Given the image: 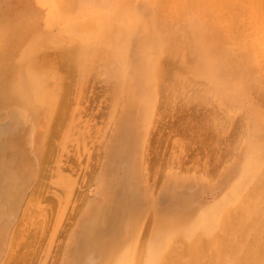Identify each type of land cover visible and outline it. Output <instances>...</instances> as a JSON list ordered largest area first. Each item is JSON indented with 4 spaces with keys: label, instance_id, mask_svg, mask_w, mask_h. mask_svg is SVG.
I'll list each match as a JSON object with an SVG mask.
<instances>
[{
    "label": "bare ground",
    "instance_id": "1",
    "mask_svg": "<svg viewBox=\"0 0 264 264\" xmlns=\"http://www.w3.org/2000/svg\"><path fill=\"white\" fill-rule=\"evenodd\" d=\"M157 2L162 0H138L134 7L113 5L101 9L97 0H51L53 7L62 14L61 21L64 24L61 30L70 35L65 44L59 45L58 53L55 56L51 54L53 57H47L48 54L46 57L41 56L42 47L52 37L39 29L36 11L28 10L12 18L0 12V97H3L0 101L4 103L6 117L15 120L19 127L27 130L22 139L13 141V157L8 166L6 156H0V179L3 181L0 185V229H8L7 225L12 228L9 246L1 253L0 264H60L61 260L63 264H180L181 259L172 260L169 257L179 236L187 240L191 251L189 262L184 264H205L200 263L201 239H206L209 248L215 250V256L208 264H264V256L246 257L243 254V243L239 236L248 234V231L243 225L235 224L232 215L230 216L233 205L238 203L248 184L253 181L255 169L263 164L264 155L250 173L246 172L242 183L235 187H222L225 191L222 192L223 197L219 200L216 198L211 209V216L217 215L216 218L204 217L195 225H186L185 221L173 219L170 224L171 231L165 237V209L160 206L165 198V190L161 196L154 197L153 188L157 186V179L152 178L157 177L161 171L157 170L160 164L159 147H162L165 136V87L169 86L165 82V74L168 73L164 68L165 57L169 59V51H175V46L179 44L168 43L162 23H159L164 20L158 18L161 20L158 22L155 18L153 4ZM192 2L206 12L205 15L201 12L194 13L189 20V43L196 52L193 53L194 56L198 57L196 62L193 61L194 65L190 62L193 66L189 67V72L204 80L206 89L214 92L215 78L223 75L228 77L235 72L228 67L226 70L223 68L219 52L221 48L225 49L221 43L226 46L223 43L228 33L226 28L233 20L227 21L229 24L224 26L225 29L219 24H214L212 28L206 27L207 20L215 18L219 10L214 6L219 7L224 1L216 0L213 5L204 0ZM254 2L257 3V9L254 5L250 8L259 12L264 7V0ZM1 4L0 0V9ZM223 7L220 8L224 10ZM230 7L228 6L231 11ZM251 9H245V15L256 12ZM261 14L262 17L263 13ZM255 17L253 20L258 17L260 19V15ZM49 20L52 24L56 22L54 18ZM253 20L254 25L250 21V26L257 27L259 20ZM114 27L116 34L112 35ZM252 27H249L252 31L261 28L254 30ZM262 30L258 32L263 33ZM180 31L177 30L179 33ZM178 40L181 41V38ZM243 40L238 42L242 43ZM258 40H261L260 37L256 39L257 45ZM252 44L250 47L255 45L254 42ZM83 47L87 52L91 48H94V52L104 49L108 53V59L118 63L119 68L113 69H117V76L112 80L114 84L108 92L111 99V122L117 124L112 136L106 135L98 122L93 124L88 119H97L103 114L95 112L97 106L94 103L97 98L86 94L89 88L85 85L86 82L83 86L84 95H80L79 103L89 104L82 106L77 112L71 109V83L68 80L70 76L77 74L74 68L82 62L79 61V54L84 51ZM180 50L182 49L175 52ZM166 52L168 56L165 55ZM224 52L230 54V51ZM174 56L169 57L174 59ZM83 57L86 58H81ZM254 57L257 59V56ZM229 58L224 60L232 59ZM82 64L80 65L83 66ZM113 70L110 76L115 75ZM80 73L81 81H86L90 76L92 83L99 80L91 66L86 65ZM169 75L166 74L168 79L171 78L168 82L172 83L175 78ZM75 76L71 78L76 80ZM245 77H240L238 82H245ZM191 78L188 76L187 81ZM79 79L75 81L77 86L80 85ZM77 86L74 90H77ZM253 86H257V83ZM259 90L260 88L256 91L260 92ZM22 94H26L29 104L25 103ZM76 94L78 95L77 92ZM181 113L177 124L180 131L187 128L183 125L184 110ZM261 114L264 116L263 112ZM255 136L256 134L253 138ZM60 138L63 145L57 143ZM249 141L251 139L245 145L251 146ZM30 151L34 152L33 158ZM83 163L86 164L82 165ZM64 171H69L70 174H65ZM231 171L232 169L224 174L221 182L229 179L228 174ZM53 176L57 177L58 184L62 187L61 194L55 193L58 198L45 195L49 187L44 180ZM178 182H181V178ZM91 183H96L99 190V196L95 199H90L86 192ZM47 201L51 206L41 205ZM56 206L60 207L58 213ZM152 213L155 215L154 232L144 254L137 249L136 243L143 219ZM39 215L43 216L42 219L35 222L34 218L37 219ZM27 223L36 224L37 229L30 233L29 241L25 245L29 247V251L14 253L15 246L19 245L18 241L29 229ZM260 242L264 249V240ZM64 251L68 254L66 258L63 257Z\"/></svg>",
    "mask_w": 264,
    "mask_h": 264
},
{
    "label": "rangeland",
    "instance_id": "2",
    "mask_svg": "<svg viewBox=\"0 0 264 264\" xmlns=\"http://www.w3.org/2000/svg\"><path fill=\"white\" fill-rule=\"evenodd\" d=\"M104 1L97 0V4L99 3L98 6L101 9H107V7L113 5H118L121 7H134L138 0ZM165 1L162 0L163 3L159 2L161 8L159 7L158 2L156 4H153V8L155 9V18L156 20H158V22L164 20L159 23H162L163 32L167 37L168 43L170 45L173 42L174 44H179L178 46H175L176 48H174V50L177 52V49H182L178 51V53H176L170 48L171 50L169 51V56L175 55L174 57L176 58L173 57L174 59H172V57L170 58L167 52L165 54L169 58L167 59V57H165L166 64L164 68L166 69L165 71L168 72L165 73L167 75L170 74L169 76L175 79L172 83H169L171 78L168 79L169 77L167 78L165 74V82L168 83L165 84L169 85V89L166 88L167 86L165 85V136L162 142V147H159L160 161L158 163L160 164L158 165L159 167L157 166V170L161 171L159 175L157 174V177L155 176L152 178L157 179V186L153 188L155 191V193L153 194L154 197L161 196L163 194V190H165V198L163 201H161L162 203L160 206L164 207L165 209L164 216L166 219V237L171 231L170 224L173 219L185 221V223H187L186 225H195L204 217L216 218L217 215H212L214 217L211 216V209L213 207L212 204L216 201V198L217 200L222 199V192H225L224 188L222 187H229V185L235 187L237 184L242 183L241 181L244 180L243 177L245 176L246 172L248 171L250 173L251 170L256 166V163L259 161V158L264 155V116L261 114V112L264 113V7L261 8L260 11L258 10L259 12H257V3L255 4L254 0H246L245 2L244 0H222L224 1L223 4L219 5V7L218 5L214 6L219 8V10H217L218 12L216 13L217 15L215 18L207 20L205 25L206 27L212 28L214 24H219L225 29L229 22L233 20L231 22L232 24L230 23L231 25L229 24L230 26L228 25V27L226 28L228 33L230 31L232 33L230 32L231 34H228L226 32L227 39L225 37L224 39L226 42H223L226 43L224 44L226 46L224 47L221 43L222 47L225 49L222 50L221 48L219 52L221 56V62L224 65L223 68H225L226 70V68L228 67L230 69H233L235 72L233 73V75L228 77L226 75H223L222 77L215 78V90L214 92H211L206 89L207 85L204 80L195 77L191 72H189L191 71L189 67H192L197 61L196 59L198 58L196 55L194 56L196 52L189 43V41L191 40L189 20L192 14L201 12L203 15H205L206 11H201L199 9V6H197L195 2H192V0ZM204 1L206 3L209 2V5H213L212 3L216 0ZM241 1L247 5L244 4V6ZM134 2L135 4H133ZM1 3L2 4L0 12L6 14L9 18L14 17L15 15H21L23 12H27L28 10L36 11V13L38 14L37 25L39 29L41 31H44L45 33L47 32L52 37V40L49 41L44 47H42V50L40 51L42 54L41 56L44 55L43 57H46L47 54V57L55 56L58 53L57 48L59 47V45L65 44L69 40V33L61 30V27L64 24L63 21H61L62 14L59 13L57 8L53 7V5L51 4V0H1ZM180 5H184L183 8ZM222 5H224V7ZM251 5L252 7L254 5V8L256 9H251ZM73 6L77 7L78 5ZM228 6H231V11ZM220 7H223L226 10H222ZM244 8L251 9L252 11L254 10L256 12H251V14H249L248 12L247 15H245L246 10ZM227 10H229V12H226ZM157 12L159 13L157 14ZM258 13L260 15V19H258ZM261 13H263L262 17ZM232 14H236L234 16L235 18ZM238 14L242 16H238ZM253 14H255V18L258 17L256 20H253ZM220 15H222V18L225 19L226 22L225 20L223 21ZM249 15L251 17L253 16L252 20L255 22L259 20V23L257 22V27H252L254 25V22L252 23V20L250 19L251 17H248ZM49 18L56 19V22L54 24L50 23ZM158 18L161 20H159ZM180 18H183L184 20ZM216 19H218L220 23ZM249 23L252 26H250ZM260 23H262V26ZM249 27L254 28V30L258 29V27H261L258 31L262 30L263 27V33L258 32L257 30L252 31L253 29ZM228 28L230 29V31ZM175 29L182 31H180L179 33L176 30V32L178 33L176 34ZM115 30V27L112 28V35L116 34ZM234 31L235 34H233ZM253 32H256L258 35ZM242 33L245 34V36ZM237 34L242 35H240L239 37V35L237 36ZM234 35H236L237 37H234ZM231 36L233 37L232 39ZM242 36L243 38H241ZM256 36H259L261 39L260 41L258 40V45L256 44V39H259V37ZM255 37L256 39H253ZM178 38H181L182 42L179 41ZM240 39H245L243 40L244 43L243 41L242 43H239L241 42ZM251 41H253L256 46L254 45L250 47V45L253 43ZM261 43L263 44L260 45ZM180 46L181 48H179ZM247 46L249 47V49ZM182 47L186 48L183 49ZM83 48L84 51L82 50L81 54H79V61L82 62L78 63L77 66L79 67L76 66L74 68V71H76L78 76L80 75V77L75 76L77 74H75L74 76L77 79H81L80 72H82V70L86 68V65H88L92 67L93 73H97L99 80L92 83V78H90V76L89 79H87L86 81H81L79 79L80 81H78L80 85L78 84L77 86V82H75L77 81V79L75 80L71 78L74 76L69 77L68 81L71 83L70 98L72 97L71 109L74 112H77L79 108H82V106L89 104L86 102H84V104L79 103V100H81L80 95H84L83 86L86 82L85 85L89 86L88 92L86 94L91 97L95 96V98H97V102L94 103L95 107L97 106L95 108V112H101L103 114L97 119H91L90 117H88V119L93 124L98 122V126L101 127L103 132L106 135L110 134L112 136L114 134L117 124L116 122H111V99L108 92L111 88V85L114 84L112 80H114L117 76L115 74L117 73V69L116 71H114L113 69L114 67L119 68L118 63L110 61V59H108V53L104 49H101L99 52H94L92 51V49L94 48H91L90 51L87 52L85 50V47ZM241 49H244V51ZM191 50L193 51L190 53ZM224 51H230V54H232L233 56L228 53L229 57L232 56L229 58L228 54H226ZM171 53H173L174 55H171ZM51 54H53V56ZM222 54L225 56H223ZM82 56H86V58L83 57V59L81 58ZM254 56H257V59H255ZM88 57H90V60L88 59ZM223 57L232 59L228 61L227 59L224 60ZM190 62H193V65H190ZM84 63L86 65H84ZM80 64H82L83 66H81ZM112 70L114 71L115 77L109 75ZM182 74L184 76L186 75L185 78H183L184 76ZM176 75L179 76L177 77ZM188 76L190 78L194 76L193 78L195 80L191 78L189 81H187ZM242 76H246L245 82L239 83L238 79ZM70 78L73 80L72 82L70 81ZM177 83L180 84L177 85ZM253 83L255 85L257 83V86H253ZM74 85L77 86V90L79 87L80 92L76 89L74 90V88H76ZM259 88L260 92H257ZM254 90H257L256 93L258 94H256ZM76 92L78 93V95L76 94ZM22 95L25 103L29 104V102L27 101L26 94ZM2 98L3 97H0V100ZM3 106L4 103L0 101V156H6L8 166V163L13 157V155H11V146L13 141H16L17 139H22V137L26 134L25 132H27V130H23V128L19 127L15 120L6 117V115L4 114L5 109ZM97 110L99 111L97 112ZM182 110H184L185 112L183 125L184 127L187 126V128H185L184 130L182 129L180 131L179 129H177V124L180 118L179 116H182L180 115L182 114ZM208 128H210V130ZM255 134L256 136L255 138H253V135ZM203 138L204 140H201ZM250 139L251 141L249 142L251 146L245 145ZM61 141L62 138L57 139V143L60 144ZM22 144L24 145V142ZM62 145H59V147L62 148ZM30 153L33 158L34 152L30 151ZM84 164L86 163H83L82 165ZM53 165L55 164L53 163ZM230 169H232V171L230 172V174H232H228L229 179L226 178V180L228 179V181L224 180V182H221L225 177L224 174H226L227 171ZM256 169L253 173V181L248 184V187L244 191V195L238 200V203L235 204V206L233 205V211H231L230 213V216L232 215L231 218H233V222L235 224L239 223V226L243 225V227H245V229L248 231V234L246 235H237L243 243V254L246 257H251L250 255L264 256V249L262 248L260 242L261 240H264V162L260 168H258L257 170ZM64 173L70 174L69 171H64ZM179 178H181V182H178ZM44 181L48 183L49 187L46 190L47 192L45 193V195L51 198H58L57 195L61 194L62 187L58 184L57 177H49V179H45ZM220 182L221 186L219 187ZM2 183L3 181L1 182L0 179V185ZM167 185H170L172 187L168 188ZM86 192L88 193L90 199H95L99 196V190L96 186V183H91ZM55 193H57V195H55ZM48 203V201L43 202L41 205L46 207ZM49 206L51 205H48V207ZM59 208L56 206V212ZM154 216V213L147 215V217L143 219L141 227L139 228L140 232L136 247L137 249L139 248V250L143 251L144 254L146 245L150 241L154 232ZM42 217L43 216L39 215L37 216V219L34 218L35 222H38L40 219H42ZM7 226L8 229L6 230L0 229V255L9 246L8 242L12 228L10 225ZM26 226L30 230L27 229L24 236L20 238V240L18 241L19 245L15 246L14 253L18 251H20V253L29 251V247L27 248L25 247V245L29 241L30 233L32 231L34 232L37 229L35 228L36 224L32 225L30 223H27ZM176 240L177 241L175 247L173 248V250L171 249V255L169 256L170 259L178 260L179 258L182 260L180 261L181 263L179 262L180 264L189 262L191 257V251L187 240H185L183 236L177 237ZM214 254L215 250L209 248L208 244L206 243V239H201L200 263L208 264L210 262V259L214 258ZM41 255H43V252ZM67 255V252L64 251L63 257L66 258ZM1 261L2 260L0 256V263ZM62 261L63 260H61L60 264H63ZM48 262L49 260H47V263Z\"/></svg>",
    "mask_w": 264,
    "mask_h": 264
}]
</instances>
